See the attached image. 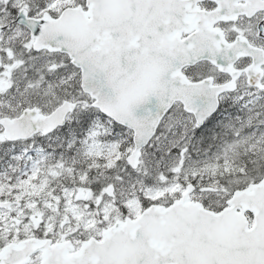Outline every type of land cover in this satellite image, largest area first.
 Returning a JSON list of instances; mask_svg holds the SVG:
<instances>
[{
  "label": "snow or ice",
  "instance_id": "obj_1",
  "mask_svg": "<svg viewBox=\"0 0 264 264\" xmlns=\"http://www.w3.org/2000/svg\"><path fill=\"white\" fill-rule=\"evenodd\" d=\"M0 264H264V0H0Z\"/></svg>",
  "mask_w": 264,
  "mask_h": 264
}]
</instances>
